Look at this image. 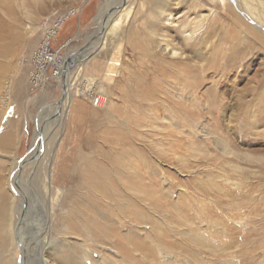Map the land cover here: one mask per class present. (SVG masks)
<instances>
[{"label":"rangeland","instance_id":"1","mask_svg":"<svg viewBox=\"0 0 264 264\" xmlns=\"http://www.w3.org/2000/svg\"><path fill=\"white\" fill-rule=\"evenodd\" d=\"M134 1L125 19L105 26L120 0H44L26 9L14 0L17 19L0 12L12 27L0 58V179L7 223L29 226L21 248L10 226L0 264H264V122L251 114L261 108L253 90L264 79V54L245 72L214 71L235 20L258 24L264 0L247 1L254 16L246 0H168L163 27L178 52L192 55L185 35L213 33L187 79L177 70L179 78L161 81L133 47L151 7ZM46 41L60 70L53 76L49 66L36 85L35 55ZM65 79L80 94L59 119ZM36 134H46L40 163L52 160L50 186L61 190L52 200L32 155ZM83 163L105 170L110 191L85 186Z\"/></svg>","mask_w":264,"mask_h":264},{"label":"bare ground","instance_id":"2","mask_svg":"<svg viewBox=\"0 0 264 264\" xmlns=\"http://www.w3.org/2000/svg\"><path fill=\"white\" fill-rule=\"evenodd\" d=\"M5 1L6 0H0V12H3V14L8 18L16 16V19H17L18 16H17V14H15L13 12L14 9L12 7V3H14V0H7V4H5ZM41 1L44 2V0H15V2L19 6H22L25 9L27 8L28 4L32 3V4L36 5V4H39ZM50 1H52V0H50ZM167 1L168 0H150L149 2H147V3L151 4L150 11H149L146 19H144V21H142L139 29L136 30L137 34L134 35L135 38L133 41V47L135 49H137V51H141L142 56L146 59L145 61H147V63L154 64L153 68H154V71L157 73V79L156 80H160V78L163 79L167 74L170 75L171 73H172L171 76H173L172 78L177 79V77L178 78L180 77L179 71H177V70H181L180 75H183V76L185 75V78L187 79L188 78L187 75L191 72L190 69H192L193 67L196 66V65L195 66L193 65L194 63L191 64V59L198 60L197 62H201L204 59V57L202 55V50L204 49V46L206 47V45L208 43L207 38H208V36H211L210 32L212 30H209V31L207 30L206 37L204 36L202 38H197L198 36H196V33L195 34L191 33V34L185 35L183 37V40H184L183 44H184L185 50H189L190 54H192L190 57H188V55H184L182 52H178L177 47L175 45H173L168 40L167 35H166L167 32L165 31V28L163 27V26H165V23H164L165 19L162 17L164 15L163 13H165L166 8L168 7ZM247 1L250 3V0H246V2ZM134 3H135L134 0H120L119 5L115 7L116 10L113 13H110L108 15V18H107L108 20L105 21L104 26L107 25L109 23V21L112 20L113 18L120 19V21L122 18L125 19L132 12ZM249 3L247 6L248 7L247 11L251 16L252 15L254 16L255 15L254 10H253L252 6L250 5L251 3L250 4ZM118 7L121 9L119 12L117 10ZM225 9L227 10L228 6H225ZM212 14H214V12ZM242 15L245 16V19L248 20V18H247L248 15L246 13H242ZM102 16H103V14L99 15V19ZM255 18L257 20H259V22L257 24L256 22L251 21L253 27H249L248 25L244 27L238 20H235L236 21V27H237L238 31L234 35V37L228 41L227 45L225 46V49H224L225 52L221 56V60L223 61V63L222 64L220 63V65L217 64L214 71H217V73L222 72L221 74L225 75L227 73H230V71H232L235 68L243 67L244 68L243 72H245V71H247V68H248L246 65L248 61L254 62L257 60V55L264 54V33H263L264 28L262 27V25H264V19H261L259 15L255 16ZM117 23H119V21ZM241 27H243V28H241ZM11 28L12 27L9 26V24L6 23L3 20V18L0 17V58L5 56L6 45L3 43V41L8 37V35L12 34L9 31V30H11ZM233 30H236L235 27L233 28ZM212 33H213V31H212ZM105 38H106V35H105V37H103V34H102V37H101L102 42L100 43L101 48L103 45H105V43H104ZM131 47H132V45H131ZM96 49H97V47L93 51H91V53L94 52L93 54H95V52L97 51ZM91 53L89 52V54H91ZM89 54H87V56ZM169 57L172 59V61H166V59H168ZM80 61L81 60H78L77 64L76 65L74 64L73 67L79 68L80 67L79 66ZM193 62H195V64L197 63L196 61H193ZM64 64L65 63H63V65ZM90 64L95 65L94 71L99 69V68H97L98 65H97V63H95L94 60L91 61ZM63 65H62V67H63ZM178 65L181 67H178ZM1 66H2V64L0 65V67ZM69 68H70L69 64H67V65L65 64L63 67L64 71H67ZM111 68H112V65L110 67L108 66V69H106V70L110 72ZM109 75H111V74H109ZM254 78H257V76H255ZM194 79H193V81L197 82V79L196 78H194ZM139 80L141 81V79H139ZM252 80H253V78H252ZM196 82H194L193 84H195ZM65 86H66V88L64 91V98H63L64 100L62 101L59 112H58L60 115L59 119H64L68 115V112H69L68 110L71 109V107H70L71 106V97L72 96H78L80 94L78 88L75 90V92H71L72 88L75 89V87H74L75 85H74V83H70L69 81H67V79H65ZM263 86H264V79L260 83V87L253 90L254 92H256L255 94L260 97L259 103L260 102L261 103L259 106L261 108L264 107V106H262V104H263V102H262L263 98L262 97H264V87ZM192 87L197 88V85L196 86L192 85ZM261 108H259V110L257 111V113H259L257 117H256V113H255V115L253 113H251V114L253 115L254 118H256L255 120H259L261 122H264V117L262 115V109ZM42 121H40L38 123V128L41 127V129H43V133H45L44 132L45 127L43 128ZM45 126H46V124H45ZM45 135L42 134L41 140L39 139V136L37 134L35 135L34 142H33L34 148L32 151V155H33V159L36 162L39 161V165H40L39 168L42 171V178H41L42 190L48 191L49 193L52 192L51 193L52 194L51 200H52L58 195L59 192H61V190L57 189V188H52L50 186V183L52 182V179H53V177H52V173H53L52 160H50V161L45 160V162L40 163L41 161L44 160L43 156L45 155L44 153H46V150H47L46 149L47 143L45 141V139H46ZM42 140H43V146L40 145L42 143ZM1 141L2 140H0V145L2 144ZM34 162L31 164H34ZM79 169H81V172H80V174H82L81 178H82L83 182L85 183V186H87V188H91L95 192H99V193L107 192L110 189L111 185L107 181L108 175L105 172H103L105 170L100 171V172L96 171L90 166L89 163H87V164L83 163L79 167ZM2 185L3 184H2L1 179H0V247H1V250H3V252L4 251L6 252V248L8 246V241H9L10 226H11L12 232L17 231V235H18V243L17 244L20 245L19 246L20 248L22 246L20 241L23 240L22 239L23 237L20 236V233L25 227H29V226L24 224V222H25L24 219H22V220L18 219L19 221L18 220L12 221L11 225H9L7 223V217H8L7 213H8L9 209H8L6 202H5L6 195H5L4 190L2 189V187H3ZM43 194H44V192H43ZM56 198H58V197H56ZM22 202H23V200L21 201V205H22ZM10 212H11V210H10ZM23 218H25V216ZM63 229H65V226H63ZM12 232L10 234H12ZM12 242H13V240H12ZM19 242H20V244H19ZM58 243L59 242L57 241L55 244H53L51 246L52 249L48 248V250L50 249L55 253L59 252L58 249L56 248V245ZM14 244H15L14 247L16 249H18L17 244L16 243H14ZM38 256H40V255H38ZM36 264H47V262L46 261L42 262L41 258L37 257L36 258Z\"/></svg>","mask_w":264,"mask_h":264},{"label":"built area","instance_id":"3","mask_svg":"<svg viewBox=\"0 0 264 264\" xmlns=\"http://www.w3.org/2000/svg\"><path fill=\"white\" fill-rule=\"evenodd\" d=\"M48 42H44L40 48V50L37 51L35 55V64L37 66L38 70V75L33 76L34 78V84L38 85L40 82V77L43 72L49 67V66H55V69L53 71V76H57L59 72V67L58 64V58L57 55L54 54L53 52H50L48 50Z\"/></svg>","mask_w":264,"mask_h":264}]
</instances>
